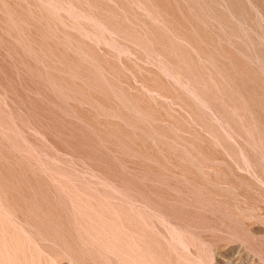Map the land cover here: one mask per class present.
<instances>
[{
  "label": "rangeland",
  "instance_id": "374dc122",
  "mask_svg": "<svg viewBox=\"0 0 264 264\" xmlns=\"http://www.w3.org/2000/svg\"><path fill=\"white\" fill-rule=\"evenodd\" d=\"M0 264H264V0H0Z\"/></svg>",
  "mask_w": 264,
  "mask_h": 264
}]
</instances>
